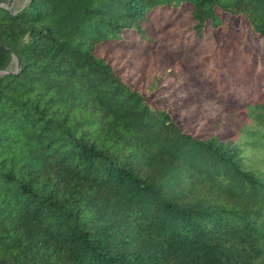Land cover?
<instances>
[{"label":"trees","instance_id":"16d2710c","mask_svg":"<svg viewBox=\"0 0 264 264\" xmlns=\"http://www.w3.org/2000/svg\"><path fill=\"white\" fill-rule=\"evenodd\" d=\"M11 8L0 7V264H264V172L237 145L255 137L240 117L264 128V0ZM156 11L188 15L180 54L210 43V65L225 39L253 52L243 73L190 80L238 126H183L193 96L161 107L163 76L133 82L100 55L152 50Z\"/></svg>","mask_w":264,"mask_h":264},{"label":"rangeland","instance_id":"374dc122","mask_svg":"<svg viewBox=\"0 0 264 264\" xmlns=\"http://www.w3.org/2000/svg\"><path fill=\"white\" fill-rule=\"evenodd\" d=\"M7 2V1H5ZM28 0H13L10 7L14 11L19 10L26 5ZM175 12L173 14L164 11H156L152 15V30L156 32L154 48L152 50L140 47H122L113 45H101L100 55H109L111 62L115 65L118 73L128 78L129 74H133V82L143 81L145 84L152 82L155 77L163 76V84L161 89L155 94L154 98L158 101V105L163 107L171 102L182 104L183 98L193 96V104L199 106V111L190 109H182L179 114V121L183 126H188V122L196 121L201 126H205L209 119L215 120L221 117L226 120L224 126L236 127L238 123L227 121V114L217 101L212 103L206 101L205 97L208 89L205 86H197L192 84L190 80L193 77L201 78L208 73L210 69H225L232 72L233 75L243 73L245 67L252 65L251 60L254 58L253 52L243 53L242 51L233 49V45L228 39H225V45L231 47L225 50V57L215 59L212 64H205L201 58L213 52V46L206 43L189 53L180 54L179 50L184 48L185 42L189 40L186 31L189 21L188 15ZM260 55L264 56V51H260ZM186 64L189 75L184 74L183 66ZM255 80V79H254ZM254 80L252 82H254ZM217 100L219 97H216ZM241 119V125L245 129L255 133V137H242L238 139L237 145L243 151V155L248 158L253 167L257 168V173L264 172V128L258 123L247 119ZM217 120V119H216ZM196 130V128H192Z\"/></svg>","mask_w":264,"mask_h":264},{"label":"water","instance_id":"95a60500","mask_svg":"<svg viewBox=\"0 0 264 264\" xmlns=\"http://www.w3.org/2000/svg\"><path fill=\"white\" fill-rule=\"evenodd\" d=\"M12 3H13V0H8L7 2H2V3H0V7H1V8H7V7H10ZM14 59H15V60L17 61V63H18V67H21L20 60H19L16 56H14ZM1 72H4V73H10L8 70L0 71V73H1Z\"/></svg>","mask_w":264,"mask_h":264}]
</instances>
